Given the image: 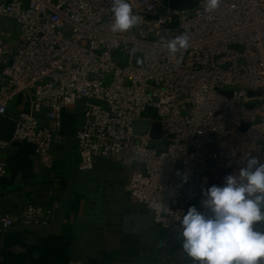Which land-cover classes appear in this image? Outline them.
<instances>
[{
    "label": "built area",
    "instance_id": "2783aa9c",
    "mask_svg": "<svg viewBox=\"0 0 264 264\" xmlns=\"http://www.w3.org/2000/svg\"><path fill=\"white\" fill-rule=\"evenodd\" d=\"M129 2L141 23L112 33V0H0V17L18 31L15 44L0 34V116L18 101L0 153L26 143L47 163L60 141L61 111L82 103L78 171L92 170L96 159L118 160L131 200L153 212L158 249L195 264L182 251L178 217L192 206L205 212L202 190L223 186L249 156L264 162V0H222L211 13L204 0L181 10L166 0ZM181 33L191 40L177 66L159 40ZM139 120L158 122L162 138L136 135ZM7 169L0 158V180ZM160 203L170 211L158 214ZM47 214L41 204L0 213V234L43 224ZM255 229L264 232V223Z\"/></svg>",
    "mask_w": 264,
    "mask_h": 264
},
{
    "label": "crops",
    "instance_id": "0c3cea01",
    "mask_svg": "<svg viewBox=\"0 0 264 264\" xmlns=\"http://www.w3.org/2000/svg\"><path fill=\"white\" fill-rule=\"evenodd\" d=\"M17 111L14 101L9 117ZM83 119L82 103L61 111L60 141L52 145L47 163L26 143H11L0 153L8 167L0 180V213L28 204L48 210L45 223L0 234V264H181L182 257L165 258L158 249L152 211L129 198L116 206L94 165L91 172L78 171L74 134ZM120 167L108 165L101 173L116 182L112 173L117 172L127 193L128 173Z\"/></svg>",
    "mask_w": 264,
    "mask_h": 264
},
{
    "label": "clouds",
    "instance_id": "9594fccd",
    "mask_svg": "<svg viewBox=\"0 0 264 264\" xmlns=\"http://www.w3.org/2000/svg\"><path fill=\"white\" fill-rule=\"evenodd\" d=\"M204 2V11L211 13L222 0ZM111 13L112 33H126L142 20L129 0H112ZM190 40L187 33L171 40L161 35L159 44L179 66L182 57L178 59V54L189 49ZM183 182L187 183V176ZM202 195L205 212L192 206L178 217L182 251L187 257L195 264H264V232L255 229L264 223V162L249 156L246 166L224 178L223 186L213 185L202 190ZM156 208L158 214L170 211L163 203Z\"/></svg>",
    "mask_w": 264,
    "mask_h": 264
},
{
    "label": "water",
    "instance_id": "95a60500",
    "mask_svg": "<svg viewBox=\"0 0 264 264\" xmlns=\"http://www.w3.org/2000/svg\"><path fill=\"white\" fill-rule=\"evenodd\" d=\"M169 10H181L194 8L199 2L203 0H166ZM133 64L135 66L142 65V58L140 55L135 54L133 56ZM231 95V93H227ZM261 92H249V96H260ZM148 112L154 113L155 110L152 108L147 109ZM249 127V124H243L240 127V130H246ZM15 128V121L9 117L0 116V141L4 143H10L13 132ZM133 132L136 135H142L146 132H149L151 139L159 140L162 138V128L158 122H154L149 125V123L145 120H139L135 122L133 127Z\"/></svg>",
    "mask_w": 264,
    "mask_h": 264
},
{
    "label": "rangeland",
    "instance_id": "374dc122",
    "mask_svg": "<svg viewBox=\"0 0 264 264\" xmlns=\"http://www.w3.org/2000/svg\"><path fill=\"white\" fill-rule=\"evenodd\" d=\"M0 34H2L4 36V38L10 43V44H15L18 41V31L16 29V27L14 26V24L7 18L4 17H0ZM121 61H124V59H120ZM15 106V105H14ZM94 166H95V171L96 174L95 176L98 178H102L101 182L105 183V189L108 190L109 192V196H111V198H113L112 200L116 201L115 204L116 206H120L123 204L128 203V198L129 201L131 200V198L129 197V195L126 193L125 188L123 187V184L121 183V177L119 176V174L116 173H112V175L114 176V180L116 182L113 181L112 176L110 175V173H101L103 170L102 168L105 166H118V168L121 166L120 162L116 159H96L94 162ZM121 169H123V171L126 172V169L123 167H120ZM118 170V169H116ZM87 171V172H91ZM113 181V182H112ZM112 182V183H111ZM107 183V184H106ZM158 229V228H157ZM158 233L160 234L161 231L158 229ZM157 241V239H156ZM169 253H167L168 255Z\"/></svg>",
    "mask_w": 264,
    "mask_h": 264
}]
</instances>
